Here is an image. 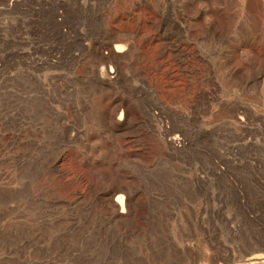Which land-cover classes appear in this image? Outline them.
Instances as JSON below:
<instances>
[{
  "label": "rangeland",
  "instance_id": "rangeland-1",
  "mask_svg": "<svg viewBox=\"0 0 264 264\" xmlns=\"http://www.w3.org/2000/svg\"><path fill=\"white\" fill-rule=\"evenodd\" d=\"M0 264H264V0H0Z\"/></svg>",
  "mask_w": 264,
  "mask_h": 264
},
{
  "label": "bare ground",
  "instance_id": "bare-ground-1",
  "mask_svg": "<svg viewBox=\"0 0 264 264\" xmlns=\"http://www.w3.org/2000/svg\"><path fill=\"white\" fill-rule=\"evenodd\" d=\"M121 53H123L122 50L119 49V46H117V47L115 48V54H116V56L119 55V54H121ZM113 54H114V53H113ZM110 57H111V56H110ZM113 57H114V56H113ZM113 57H112V58H113ZM120 57H121V56H120ZM122 58H123V57H122ZM116 59H117V58H116ZM118 192H119V191H118ZM123 199H124V196L121 195V196H118V197H117V200H116V201L122 205V204H123Z\"/></svg>",
  "mask_w": 264,
  "mask_h": 264
},
{
  "label": "built area",
  "instance_id": "built-area-1",
  "mask_svg": "<svg viewBox=\"0 0 264 264\" xmlns=\"http://www.w3.org/2000/svg\"><path fill=\"white\" fill-rule=\"evenodd\" d=\"M168 16L171 17V20H172L173 22L177 23V17H175L174 14H168ZM120 117H121V116H120ZM120 117H119V118H120Z\"/></svg>",
  "mask_w": 264,
  "mask_h": 264
}]
</instances>
